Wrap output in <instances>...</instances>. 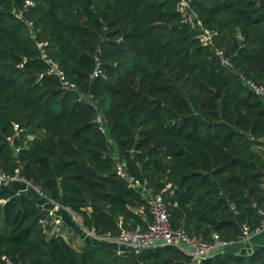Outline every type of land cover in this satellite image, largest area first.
Here are the masks:
<instances>
[{"label": "trees", "instance_id": "obj_1", "mask_svg": "<svg viewBox=\"0 0 264 264\" xmlns=\"http://www.w3.org/2000/svg\"><path fill=\"white\" fill-rule=\"evenodd\" d=\"M30 1L0 0V170L17 168L100 233L116 234L118 217L145 227L144 195L155 193L171 225L191 235L237 242L243 226L254 231L264 208V101L241 76L264 87V0H191L230 69L181 21L177 0ZM26 20L76 90L45 73ZM96 56L105 78L89 77ZM114 155L139 186L116 173ZM52 219L26 193L1 187L0 264L188 260L173 245L117 254L78 243ZM201 264H264V245Z\"/></svg>", "mask_w": 264, "mask_h": 264}, {"label": "built area", "instance_id": "obj_2", "mask_svg": "<svg viewBox=\"0 0 264 264\" xmlns=\"http://www.w3.org/2000/svg\"><path fill=\"white\" fill-rule=\"evenodd\" d=\"M190 3L191 0H177L175 9L179 13L181 21L186 23L191 29L194 30L195 38L198 40L199 44L201 46L208 47L212 51L217 63L221 67L225 69L232 68V62L225 50L219 46H216L215 44L216 31L204 26L203 22L192 12ZM23 6H33V2L30 0H25ZM17 16L21 17L22 12L19 11ZM26 26L29 31L30 39L40 51V59L48 65L45 73L57 76L63 88L76 90V85L73 82L67 80L63 70L48 56L46 52L48 43L47 41L36 37L33 22L31 20H26ZM41 76L42 74L39 75V77ZM89 77L91 79L106 77L98 56L95 57V64ZM241 81L250 89H252L264 101V87L261 84H257L253 80L247 79L244 76H241ZM94 121L99 125V128L102 131H105L102 115L99 112L96 114ZM17 150L18 149H15V152H17ZM114 160V168L116 173L127 180L131 187L139 186L140 184L138 180L134 179V177L125 171V163L120 160L119 155H114ZM12 181H21L25 183L27 187H32L37 193L43 195L37 187H34L22 177L18 176L17 168H15L11 174H7L0 170V184H6ZM144 199L150 216L146 226L142 227L140 225H136L134 227H128L124 224L122 217H118V230L116 234H112L108 231L100 233L93 227L87 228L83 225L82 219L78 214L74 213L68 208L67 209L70 211V214H72V217L79 224L80 228L87 235V237L93 240L105 242L106 244L114 243L117 245H122L130 248L129 251L134 252H138L141 249L146 248L173 245L180 248L188 256L186 264H201L205 258L212 256L215 253L222 252L228 246L235 243L233 241L221 239L216 233L212 234L209 240H205L196 235L189 234L184 228H174L171 225L168 208L161 193L146 194L144 195ZM259 214L260 219L254 231L250 232L247 226H243V234L239 237L238 241L245 240L250 233H256L264 230V208L259 209ZM49 215H52L50 211ZM56 223L57 221H55L54 225H56ZM114 251L117 254L121 253L119 250ZM3 259L6 264H11V262L6 258L3 257Z\"/></svg>", "mask_w": 264, "mask_h": 264}, {"label": "crops", "instance_id": "obj_3", "mask_svg": "<svg viewBox=\"0 0 264 264\" xmlns=\"http://www.w3.org/2000/svg\"><path fill=\"white\" fill-rule=\"evenodd\" d=\"M21 181H12L10 183L0 184V188L3 186H10L11 189L15 190L16 192L26 193L29 197L38 204L41 208L47 209L52 213L53 219L50 221V226L53 229L55 227H60L62 230V235L65 239L73 238L76 242H83L92 245H105L112 250H119V251H129L130 248L117 245L114 243H105L93 240L82 231L79 224L75 221L70 214V211L60 206L54 201L49 200L44 195H40L37 193L32 187H27L25 183ZM55 221H57L56 225ZM264 245V230L250 233L243 241H237L232 245L228 246L225 250H228L233 253L237 254H249L254 251L256 248Z\"/></svg>", "mask_w": 264, "mask_h": 264}, {"label": "rangeland", "instance_id": "obj_4", "mask_svg": "<svg viewBox=\"0 0 264 264\" xmlns=\"http://www.w3.org/2000/svg\"><path fill=\"white\" fill-rule=\"evenodd\" d=\"M23 184V183H22ZM48 225H50V223L48 224ZM78 243H81V242H78ZM83 243V242H82Z\"/></svg>", "mask_w": 264, "mask_h": 264}]
</instances>
